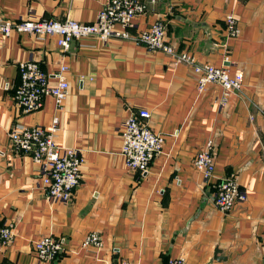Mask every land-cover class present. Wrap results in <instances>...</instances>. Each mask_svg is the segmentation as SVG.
I'll return each mask as SVG.
<instances>
[{"label": "crops", "instance_id": "0c3cea01", "mask_svg": "<svg viewBox=\"0 0 264 264\" xmlns=\"http://www.w3.org/2000/svg\"><path fill=\"white\" fill-rule=\"evenodd\" d=\"M141 1L146 11L133 18L130 34L163 22L180 51L241 72V90L223 99L210 83L199 92L190 66L127 39L84 37L62 50L53 36H0V227L12 233L0 243V264H166L178 256L185 264H264V0ZM106 2L0 0V19L91 22ZM227 13L236 35L226 27ZM27 60L46 73L67 66L61 109L51 96L35 111L18 107V63ZM139 109L164 136L146 174L127 168L120 152L122 125ZM53 116L56 143L83 156L80 183L66 202L48 199L39 165L16 152L7 135L15 125H47ZM207 139L214 143L209 179L193 165ZM223 178L245 194L228 211L213 202ZM89 232L100 246H81ZM44 235L64 237L65 248L39 261L34 241Z\"/></svg>", "mask_w": 264, "mask_h": 264}, {"label": "built area", "instance_id": "2783aa9c", "mask_svg": "<svg viewBox=\"0 0 264 264\" xmlns=\"http://www.w3.org/2000/svg\"><path fill=\"white\" fill-rule=\"evenodd\" d=\"M146 11L141 0H107L97 12L95 20L81 22L71 18L56 20L53 18L21 19L9 21L0 19V36L7 37L12 31L27 32L38 38L53 36L62 50H67L75 39L95 36L102 41L111 38L127 39L143 44L150 51H161L170 56L174 63H183L191 67L196 76V87L200 92L207 84L216 83L222 89V98L229 93L239 92L242 88V73L230 71L224 66L209 62H199L186 51L177 49L167 38L165 24L155 21L148 28L136 35L128 31L135 16ZM229 34L236 35L238 30L233 14L225 15ZM19 83L13 98L23 112L41 108L44 96H51L58 109L68 93V82L64 76L67 66L60 64L52 73H46L33 60L18 63ZM50 78L54 82L50 83ZM149 112L139 109L128 116L121 129V155L127 168L146 174L152 161L163 149L164 136L154 132L147 124ZM58 117L53 116L47 125H15L7 135L13 149L18 153L28 154L40 167V184L51 201H69L75 187L80 183V166L83 162L81 152L72 147L59 146L55 136L58 129ZM174 134H177L175 132ZM212 139H207L193 158L194 167L205 179L214 172ZM245 200V194L232 178L221 179L216 186L213 202L222 211L230 210L236 202ZM9 226L0 227V243L11 239ZM102 240L95 232L87 233L81 246L93 244L100 246ZM65 238L44 235L34 241L35 255L39 261L52 260L64 250ZM166 264H185L178 256L169 258Z\"/></svg>", "mask_w": 264, "mask_h": 264}]
</instances>
